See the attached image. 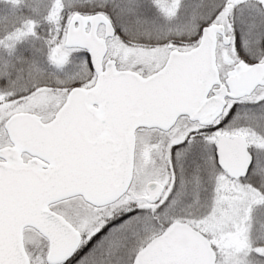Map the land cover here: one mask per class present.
Masks as SVG:
<instances>
[{
    "label": "snow or ice",
    "instance_id": "6c2138e0",
    "mask_svg": "<svg viewBox=\"0 0 264 264\" xmlns=\"http://www.w3.org/2000/svg\"><path fill=\"white\" fill-rule=\"evenodd\" d=\"M0 264H264V0H0Z\"/></svg>",
    "mask_w": 264,
    "mask_h": 264
}]
</instances>
